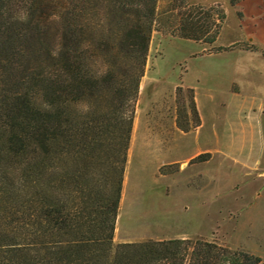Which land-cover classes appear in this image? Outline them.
Here are the masks:
<instances>
[{
    "label": "trees",
    "instance_id": "1",
    "mask_svg": "<svg viewBox=\"0 0 264 264\" xmlns=\"http://www.w3.org/2000/svg\"><path fill=\"white\" fill-rule=\"evenodd\" d=\"M158 4L0 0V264H264L202 238L113 242ZM193 9L174 36L213 44ZM193 92L182 131L201 123Z\"/></svg>",
    "mask_w": 264,
    "mask_h": 264
},
{
    "label": "rangeland",
    "instance_id": "2",
    "mask_svg": "<svg viewBox=\"0 0 264 264\" xmlns=\"http://www.w3.org/2000/svg\"><path fill=\"white\" fill-rule=\"evenodd\" d=\"M237 5L229 0H159L134 100L114 243L202 238L264 260V178L243 168L241 152L233 153L248 147L244 135L252 124L256 149L263 153L264 116L251 118L232 97L234 54L220 50L231 36H239ZM191 8L218 28L213 44L174 36L179 13ZM190 88L201 125L182 131L176 117L189 102ZM199 154L202 158L187 161L195 164L162 176V167L179 169L181 159ZM255 159L263 161V154Z\"/></svg>",
    "mask_w": 264,
    "mask_h": 264
},
{
    "label": "crops",
    "instance_id": "3",
    "mask_svg": "<svg viewBox=\"0 0 264 264\" xmlns=\"http://www.w3.org/2000/svg\"><path fill=\"white\" fill-rule=\"evenodd\" d=\"M236 7L239 13H237L235 27L239 36L230 35L231 38L226 44L227 50L234 54L232 64L234 74L229 85V91L232 97L241 102L244 109H247L251 118H259L264 116V55L262 53V50L264 51V0H241ZM250 45H256L260 50H252L249 48ZM244 140L248 143V147L239 149L240 151L234 149L233 153L241 152L245 156L242 162L243 168L253 171L256 178H264V166H261L262 163L264 165V151L262 153V150L256 149L258 137L253 124L245 132ZM209 152L212 151L209 150ZM262 154L263 161L255 159ZM186 158L180 160L181 165L178 170L195 164L187 163L192 158H187V160ZM210 159L208 158L204 162H208ZM164 175L169 174L162 173V176Z\"/></svg>",
    "mask_w": 264,
    "mask_h": 264
}]
</instances>
